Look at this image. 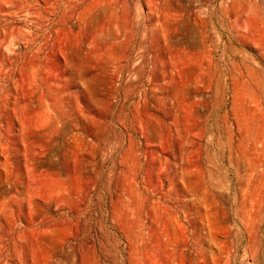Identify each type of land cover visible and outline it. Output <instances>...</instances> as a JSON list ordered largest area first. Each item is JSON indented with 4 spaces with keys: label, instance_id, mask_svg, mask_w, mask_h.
<instances>
[{
    "label": "rangeland",
    "instance_id": "rangeland-1",
    "mask_svg": "<svg viewBox=\"0 0 264 264\" xmlns=\"http://www.w3.org/2000/svg\"><path fill=\"white\" fill-rule=\"evenodd\" d=\"M0 264H264V0H0Z\"/></svg>",
    "mask_w": 264,
    "mask_h": 264
}]
</instances>
